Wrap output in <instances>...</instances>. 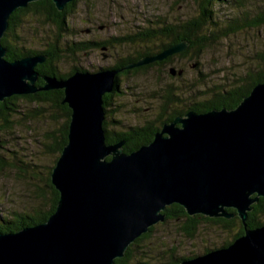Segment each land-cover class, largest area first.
Returning a JSON list of instances; mask_svg holds the SVG:
<instances>
[{
    "label": "water",
    "instance_id": "1",
    "mask_svg": "<svg viewBox=\"0 0 264 264\" xmlns=\"http://www.w3.org/2000/svg\"><path fill=\"white\" fill-rule=\"evenodd\" d=\"M38 1L0 0V102L62 90L71 111L67 143L50 174L58 193L54 213L39 225L0 233V264H113L164 222L165 209L174 204L190 217L237 216L244 228L228 246L178 264H264V225L246 227L252 205L264 197V82L236 108L189 111L165 123L149 144L124 153L123 143H106L103 128V96L117 91V70L43 77L45 85L37 88L35 68L45 57L6 60L1 39L11 14ZM50 1L61 12L74 0ZM187 48L180 42L133 66L162 62Z\"/></svg>",
    "mask_w": 264,
    "mask_h": 264
},
{
    "label": "rangeland",
    "instance_id": "2",
    "mask_svg": "<svg viewBox=\"0 0 264 264\" xmlns=\"http://www.w3.org/2000/svg\"><path fill=\"white\" fill-rule=\"evenodd\" d=\"M203 1L78 0L68 19L73 31L65 41L102 42L133 35L142 27H155L161 23L180 25L199 16ZM231 2H239L240 6L231 7ZM210 9L214 11L219 28L226 25L229 16H239L242 11L249 12L253 18L255 13L263 11L264 0L214 1ZM50 32L49 26L28 16L22 27L17 28L21 39L17 46L41 50ZM153 45H160V42L155 41ZM133 50L132 46L117 45L109 49L96 48L79 53L74 60H62L58 67L62 72H68L72 67L96 72L113 66L119 57L130 55ZM195 54L192 51L185 57H175L172 64L122 78L121 96L111 99L106 114V117L120 121L122 127L113 125L109 128L125 130L149 122H155L157 126L160 115L164 119L171 111L186 110L192 102L208 100L215 93L229 90L248 74L264 72V25L229 32ZM171 69L181 71V74L172 76ZM171 88L180 103L165 108L162 96ZM33 107L34 104L21 102L19 115L12 119L13 126L0 132V217L6 219L13 213L45 211L50 204L46 178L57 154L47 150L46 146L51 145L50 137L59 135L63 119L52 120L50 115L55 113L51 111L43 117L22 116L29 115V109ZM260 220L264 221V216ZM182 224V220H168L155 225L149 237L133 246L134 256L129 264H170L171 250L176 258L190 259L230 240L229 233L208 223H201L195 236L186 238L180 231Z\"/></svg>",
    "mask_w": 264,
    "mask_h": 264
},
{
    "label": "trees",
    "instance_id": "3",
    "mask_svg": "<svg viewBox=\"0 0 264 264\" xmlns=\"http://www.w3.org/2000/svg\"><path fill=\"white\" fill-rule=\"evenodd\" d=\"M77 1L78 0H74L67 4L64 10L61 12L56 10L55 6L50 0H40L38 2L29 4L24 9L16 10L9 18L8 29L1 39V43L6 49L5 58L7 61H15L25 56L33 55L45 57V61L42 64L37 65L35 68L39 75L38 80L35 83L37 88H41L45 85L43 77L66 79L74 72L82 71L77 67H72L70 71L62 72L58 67V63H61L62 60H74V57L79 55V53H85L86 51L96 48L109 49L114 45L125 47L132 46L134 48L132 54L119 57L113 66L108 67L112 70L118 71L117 75L115 76L118 89L116 92L105 94L103 96V106L106 113H109L107 108L111 106V99L113 97L121 96L122 91L120 89V83L122 78L128 77L130 75H136L156 66L172 64L175 56L168 57L162 62L134 67L133 65L137 64V62H139L142 58L154 56L160 53L163 49L180 42L188 43V48L179 54V57H185L192 51H194L196 54H199L200 51L211 44V41H214V39L219 37L227 36L229 32L238 30L240 31L244 30V28H254L264 25L263 9V11L260 10L259 12L255 13L253 18L250 17L249 12L245 11H242L239 16H227L228 18L226 19V25H222L221 27L217 28V20H214L215 14L214 11L210 9V6L214 1L221 3V0H204L199 16L180 25L171 26L167 25V23H161V25L157 24L155 27H142L138 28V31L133 35L102 42H69L65 41V38L69 37V33H72L73 30L68 24V19L71 17L72 9L75 7ZM233 3L231 2V7H234L236 4L240 6L239 2ZM228 4H230V2H228ZM28 16L37 18L38 21L43 22L51 29L49 39H46L47 41L43 43L44 46L41 50H32L26 49L23 46H17V43H19L21 40L17 33V28L19 26L22 27L24 18ZM155 41L160 42V45H153V42ZM137 45L140 47H137L136 49ZM262 82H264V72L259 74H248L244 77V79L242 78L236 81V85L232 86L229 90L215 93L208 100L192 102V104L188 105L186 110H175L173 111V116L168 118L163 119L161 118L162 115H160L159 119L156 120V122H158L157 126L154 125L155 122H149L144 123L142 126L127 127L125 130L115 128L110 129L113 125L119 127H122V125L120 121H115L109 117H106L103 125L104 131L106 133L105 141L109 145L123 143L121 147L122 151L129 154L133 151H136L141 146L149 144L153 139V135L158 132L165 123L170 122L176 116H183L189 111L201 114L211 110L234 109L244 97L249 95L255 85ZM157 98L161 100L160 96ZM162 99L164 100L163 103L165 108H168L170 105L177 102L180 103L179 98L174 95L173 88L169 89L167 94L162 96ZM21 102H27L30 105L34 104V107L29 109V115H22L24 117H43L45 113L51 111L55 113L50 115L52 120L55 121L58 118L63 119V124L59 135L57 137H50V139H52L51 145L46 146L47 150L57 154L58 158L63 146L67 143L68 124L71 113L67 105L62 103L63 91H39L33 95L11 96L6 98L3 102H0V132L6 131L13 126L12 124H14V121L12 119H14V116L19 115ZM114 112L116 111L114 110ZM57 158L55 159L54 164ZM51 169L47 174V184L45 186L50 190L51 196L48 209L45 211L33 210V212L30 214L13 213L10 215L9 219H6L2 216L3 218L0 217V233L17 232L25 227L39 225L45 222L49 216L54 213L58 201V193L50 183ZM227 212L230 214L235 213L233 209H228ZM164 214V222L168 220L183 221L180 231L186 238H193L201 223L216 225L220 230H222V232L229 233L228 235H230V240L226 241L224 245L220 247L228 246L244 232L242 223L237 216L230 219H210L200 215L190 217L186 215L182 207L175 204L167 207L164 211ZM262 216H264V197L259 198V201L252 205V211L247 214L246 227L248 229H255L264 225V221L260 220ZM153 229L154 226L150 228L148 233L137 239L136 242L149 237ZM133 246L135 245H130V248L126 251L125 256L121 259H116L113 264H129V262L132 260V256H134L132 249ZM216 248L217 247L213 249ZM210 250L211 249H206L204 253H207ZM173 252L174 250L170 251V264H178L183 258H176ZM136 264L141 263L138 262Z\"/></svg>",
    "mask_w": 264,
    "mask_h": 264
},
{
    "label": "flooded vegetation",
    "instance_id": "4",
    "mask_svg": "<svg viewBox=\"0 0 264 264\" xmlns=\"http://www.w3.org/2000/svg\"><path fill=\"white\" fill-rule=\"evenodd\" d=\"M180 54H181V53H180ZM178 56H179V55H176L175 57H178ZM175 57H174V58H175ZM106 114H107V113H106ZM184 115H185V114H184ZM184 115H183V116H184ZM171 116H173V111H171V112L169 113V115L166 116V118L171 117ZM183 116H176V117H183ZM171 121H172V120H171ZM171 121H170V122H171ZM168 123H169V122H168ZM136 243H137V242H135V243H133V244L136 245ZM133 244H132V245H133ZM129 248H130V247H129Z\"/></svg>",
    "mask_w": 264,
    "mask_h": 264
},
{
    "label": "bare ground",
    "instance_id": "5",
    "mask_svg": "<svg viewBox=\"0 0 264 264\" xmlns=\"http://www.w3.org/2000/svg\"><path fill=\"white\" fill-rule=\"evenodd\" d=\"M100 69H103V68H100Z\"/></svg>",
    "mask_w": 264,
    "mask_h": 264
}]
</instances>
